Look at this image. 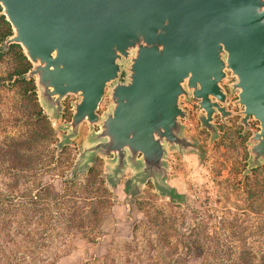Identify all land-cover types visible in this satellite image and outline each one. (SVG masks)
<instances>
[{"label":"water","instance_id":"obj_1","mask_svg":"<svg viewBox=\"0 0 264 264\" xmlns=\"http://www.w3.org/2000/svg\"><path fill=\"white\" fill-rule=\"evenodd\" d=\"M0 7L12 30L1 49L20 45L31 63L25 78L64 132L61 147L88 127L74 169L105 159L109 183L128 167L127 184L151 181L172 197L168 153L204 154L186 133L182 101L191 99L210 140L219 137L215 115L226 125L237 116L241 135L249 134L244 176L264 164V0H0ZM228 92L238 110L228 108ZM68 97L71 116L61 124Z\"/></svg>","mask_w":264,"mask_h":264},{"label":"trees","instance_id":"obj_2","mask_svg":"<svg viewBox=\"0 0 264 264\" xmlns=\"http://www.w3.org/2000/svg\"><path fill=\"white\" fill-rule=\"evenodd\" d=\"M11 33L0 7V61L12 58L0 74V264H54L77 239L97 240L112 194L98 161L81 177L74 171L60 190L44 181L45 175H57L50 163L65 146L50 147L55 130L38 102L34 80L25 78L31 63L20 45L1 49ZM258 171L252 169L242 180L253 189H235L243 205L223 207L220 214L209 210L211 221L196 219L193 212L188 225L175 227L159 217L161 209L157 216L145 214L148 233L142 241L135 234L121 246L125 258L120 264H264V189ZM251 215L263 221L245 225ZM246 231L261 237L247 241ZM99 263L110 264L109 255Z\"/></svg>","mask_w":264,"mask_h":264},{"label":"rangeland","instance_id":"obj_3","mask_svg":"<svg viewBox=\"0 0 264 264\" xmlns=\"http://www.w3.org/2000/svg\"><path fill=\"white\" fill-rule=\"evenodd\" d=\"M8 61L11 62L12 58L6 57L0 61V74L7 70ZM230 98L232 100L233 96ZM71 100L72 97H68L64 101L61 124L68 121L71 116ZM182 104L190 111V117L184 121L186 133L202 144L204 154L200 157L195 151L181 154L176 151L168 153V182L178 198L173 199L157 192L151 181L143 186L127 184L133 173L128 167L118 179L109 183V163L105 159H99L96 166L101 169V176L112 194L111 210L106 215L95 242L83 238L77 239L72 249L58 258L54 264H100V259L107 254L110 264L124 262L125 255L121 246L130 242L135 234L137 239L142 241L148 233L145 214L157 216L159 215L157 211L160 209L162 213L160 212L159 217H167L169 222L175 223V227H180L191 222L193 212L197 215L196 219L211 221L207 217L209 210H215L220 214L223 207L233 208L234 204L243 205L239 197L240 192H236L235 189H253L246 187L242 182L248 156L245 141L249 134L242 136V128L237 124V118H233L231 126L218 122L219 137L210 140L209 133L199 126L194 104L185 100ZM107 105L108 101L105 97L100 104V111L106 110ZM51 125L54 128V124ZM252 126L256 127L255 121H252ZM62 133L64 132L55 131L54 141L50 144V147H54L56 151L62 148L60 145ZM87 134L88 127L85 124L81 125L79 135L71 141V144L64 145V153L56 154L53 158L50 168L51 172L57 175L44 176V181L50 180L53 189H62L64 182L70 179L74 171L79 177L84 173L81 169H74V165L78 153L84 148ZM259 171V178L262 181L259 187L264 189V164L259 167ZM253 182L250 180L251 184H255ZM258 220L251 215L245 217L243 222L251 226L263 221V219ZM242 236L247 241L261 237L259 233L250 231L244 232Z\"/></svg>","mask_w":264,"mask_h":264},{"label":"flooded vegetation","instance_id":"obj_4","mask_svg":"<svg viewBox=\"0 0 264 264\" xmlns=\"http://www.w3.org/2000/svg\"><path fill=\"white\" fill-rule=\"evenodd\" d=\"M223 84H224V86L226 85V83H223ZM230 96H233L232 100H231ZM235 97H236V95H235L234 93H229V92H228V95H227V102H228V108H229V109H232V110H238V109H239L237 106H234V105H233V101H234ZM185 101H186V100H185ZM187 102H190V103H193V104H194V110H195V112H196V107H197L196 100L191 99V100H189V101H187ZM196 117H197V112H196ZM233 118H237V116L229 117V118H228V121L230 122V124H229V125H226V126H231V125H232V121H231V120H232ZM197 120H198V119H197ZM215 122H217V124H218V122H221L220 119H219V117H218V115H215ZM198 123H199V121H198ZM221 123H222V122H221ZM222 124H223V123H222Z\"/></svg>","mask_w":264,"mask_h":264},{"label":"built area","instance_id":"obj_5","mask_svg":"<svg viewBox=\"0 0 264 264\" xmlns=\"http://www.w3.org/2000/svg\"><path fill=\"white\" fill-rule=\"evenodd\" d=\"M183 102V101H182ZM185 108V107H184ZM187 109V108H186ZM188 110V112H189V117H190V111H189V109H187Z\"/></svg>","mask_w":264,"mask_h":264},{"label":"crops","instance_id":"obj_6","mask_svg":"<svg viewBox=\"0 0 264 264\" xmlns=\"http://www.w3.org/2000/svg\"><path fill=\"white\" fill-rule=\"evenodd\" d=\"M223 83H225V82H223ZM183 105V104H182ZM184 107V106H183Z\"/></svg>","mask_w":264,"mask_h":264}]
</instances>
